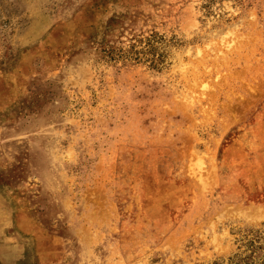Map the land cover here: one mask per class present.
Instances as JSON below:
<instances>
[{"label":"rangeland","instance_id":"rangeland-1","mask_svg":"<svg viewBox=\"0 0 264 264\" xmlns=\"http://www.w3.org/2000/svg\"><path fill=\"white\" fill-rule=\"evenodd\" d=\"M0 264H264V0H0Z\"/></svg>","mask_w":264,"mask_h":264}]
</instances>
